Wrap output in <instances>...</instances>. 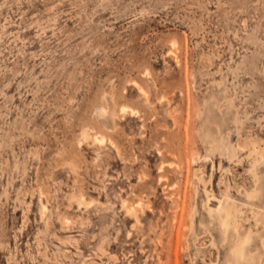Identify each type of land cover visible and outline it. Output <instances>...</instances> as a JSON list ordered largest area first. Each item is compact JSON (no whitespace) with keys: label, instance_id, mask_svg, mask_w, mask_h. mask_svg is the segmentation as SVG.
Segmentation results:
<instances>
[{"label":"rangeland","instance_id":"obj_1","mask_svg":"<svg viewBox=\"0 0 264 264\" xmlns=\"http://www.w3.org/2000/svg\"><path fill=\"white\" fill-rule=\"evenodd\" d=\"M263 229L264 0H0V264H264Z\"/></svg>","mask_w":264,"mask_h":264},{"label":"bare ground","instance_id":"obj_2","mask_svg":"<svg viewBox=\"0 0 264 264\" xmlns=\"http://www.w3.org/2000/svg\"><path fill=\"white\" fill-rule=\"evenodd\" d=\"M215 144H217V143H215ZM217 149H218V146L216 147ZM263 183V182H262ZM261 192V191H260ZM259 192V193H260ZM252 194V193H251ZM251 194H249V195H251ZM255 194V193H254ZM253 194V195H254ZM253 195L251 196V197H249V199H251L252 197H253ZM259 195V194H258ZM247 196V195H246ZM260 197V196H259ZM258 197V198H259ZM248 199V198H247ZM258 200V199H257ZM208 201H209V199H208ZM212 201V200H211ZM235 201V200H234ZM218 202V201H217ZM237 202V201H236ZM256 202V201H255ZM203 203H205V202H203ZM231 203V202H230ZM253 203V202H252ZM251 203V204H252ZM254 204V203H253ZM215 205V204H214ZM230 205V204H229ZM248 205V204H247ZM205 206V205H204ZM203 206V207H204ZM209 206V205H208ZM228 205H224V203L222 202V201H220L219 202V204H218V206L215 208V209H213V208H211L210 209V212L212 213V214H217L219 217H221V219H222V228L224 229V231L226 232V234H227V232H228V230H230V226L232 225V218H233V213H232V211L231 210H229V208L227 207ZM236 206V205H235ZM237 207V206H236ZM205 208V207H204ZM206 208H207V206H206ZM256 212V211H255ZM206 213V212H205ZM240 213V212H239ZM258 213H259V211H258ZM263 213V212H262ZM211 216V215H210ZM239 216H241V215H239ZM238 216V217H239ZM257 216H258V214H257ZM260 216V215H259ZM208 217V216H207ZM210 218V217H209ZM218 218V217H217ZM257 218V217H256ZM260 220V219H259ZM234 223H235V220H234ZM238 223H240V222H238ZM258 223V227L260 226L259 225V222H257ZM236 224V223H235ZM234 224V225H235ZM261 224V223H260ZM239 226H241L240 224H238ZM217 227H218V224H217ZM219 227H220V225H219ZM237 227V226H236ZM257 227V226H256ZM238 228V227H237ZM204 229V228H203ZM202 229V230H203ZM233 229V228H232ZM239 229V228H238ZM257 230H258V228H256ZM264 230V229H263ZM234 231H236V229L234 230ZM240 231V230H239ZM204 232V231H203ZM220 232V231H219ZM221 232H223L222 230H221ZM237 232V231H236ZM240 232H238L237 234H239ZM214 234V233H213ZM233 234V233H232ZM241 234V233H240ZM251 234V233H250ZM219 236H220V233H219ZM235 236V235H234ZM249 236V235H248ZM247 236V238L246 239H244L242 242H240V243H238V245H236V246H234L233 248H232V250H231V252H232V258L237 262V261H242V260H244L245 259V257H247V250H246V246L248 245V243L250 242V237H248ZM216 237V236H215ZM214 237V238H215ZM236 237H238V236H236ZM240 237V236H239ZM220 238V237H219ZM257 238V237H256ZM223 239V238H222ZM227 239V238H226ZM237 239V238H236ZM221 240V239H220ZM235 240V239H234ZM260 240V239H259ZM237 241V240H236ZM236 241H235V244H236ZM214 243H216L215 241H214ZM213 243V244H214ZM251 243H252V241H251ZM255 244V243H254ZM260 245V244H259ZM264 245V244H263ZM262 245V246H263ZM214 246H216V245H214ZM225 246H226V244H225ZM224 246V247H225ZM220 249V248H219ZM226 249V248H225ZM224 249V250H225ZM248 249V248H247ZM221 250H222V248H221ZM227 250V249H226ZM250 250V249H249ZM227 251H229V250H227ZM252 251V250H251ZM223 254V253H222ZM230 254V253H229ZM257 254V253H256ZM253 255V254H252ZM229 257V256H228ZM227 257V258H228ZM254 257V256H253ZM256 257H257V255H256ZM222 258V257H221ZM249 258V257H248ZM262 258V257H261ZM224 259H226V258H224ZM230 259V258H229ZM254 259V258H253ZM263 259V258H262ZM232 260V259H231ZM248 260V259H247ZM222 261V260H221ZM226 261V260H225ZM240 261V262H241ZM223 262V261H222ZM227 262V261H226Z\"/></svg>","mask_w":264,"mask_h":264}]
</instances>
